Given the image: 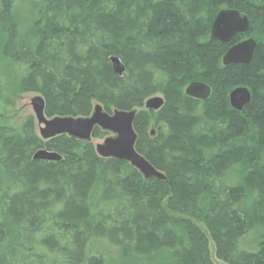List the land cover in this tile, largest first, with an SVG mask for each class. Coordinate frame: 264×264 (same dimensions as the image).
I'll use <instances>...</instances> for the list:
<instances>
[{"label": "trees", "instance_id": "1", "mask_svg": "<svg viewBox=\"0 0 264 264\" xmlns=\"http://www.w3.org/2000/svg\"><path fill=\"white\" fill-rule=\"evenodd\" d=\"M226 9L249 18L234 42H257L248 65L224 66L231 44L210 37ZM0 58V107L14 105L9 61L47 118L137 110L136 150L166 177L144 180L93 143L43 141L32 116L0 124V264H108L102 245L120 263L216 264L210 242L222 264H264V0H0ZM193 82L208 100L186 95ZM238 87L252 95L243 112ZM155 96L164 106L147 111ZM42 149L61 160H34Z\"/></svg>", "mask_w": 264, "mask_h": 264}, {"label": "water", "instance_id": "2", "mask_svg": "<svg viewBox=\"0 0 264 264\" xmlns=\"http://www.w3.org/2000/svg\"><path fill=\"white\" fill-rule=\"evenodd\" d=\"M250 32V21L236 10H222L216 16L211 29L212 40L222 44H231L222 58L224 66L248 65L251 63L257 42L253 38H247L234 43L237 37L246 36ZM114 72L123 76L125 66L117 57L111 58ZM186 95L198 101H206L211 95V88L201 82H193L186 88ZM252 101L251 92L245 87H238L231 92L229 97L230 106L237 112H243ZM164 99L159 96L148 99L145 109L157 112L164 106ZM34 118L39 128V136L43 141H49L60 136L92 143L93 133L96 129L108 134L102 143L95 147L96 154L101 159H114L126 162L132 166L144 178V180L156 179L165 181L166 177L136 150L138 140L135 131L137 110L121 111L114 110L108 113L101 105H96L89 117H54L47 118L45 115V100L37 95L31 101ZM154 132H152V136ZM34 160L60 161L61 156L55 152L39 150L33 156Z\"/></svg>", "mask_w": 264, "mask_h": 264}, {"label": "rangeland", "instance_id": "3", "mask_svg": "<svg viewBox=\"0 0 264 264\" xmlns=\"http://www.w3.org/2000/svg\"><path fill=\"white\" fill-rule=\"evenodd\" d=\"M2 62V58H0V63ZM3 67L6 78V84L8 88H10L12 95L14 96V105L10 108H3L0 107V124L2 125H21L28 117H34V112L31 107V101L35 98L38 94L35 93H24V94H17L16 92V84L18 83L19 79L21 78L24 70L23 68L15 64L14 62H5L1 64ZM35 119V118H34ZM39 126L36 124V131L39 134ZM104 139H93L92 143L94 146L103 142ZM256 239V238H255ZM254 240L253 234L247 236L244 239L243 244L248 241ZM103 253H106L107 259L109 261L108 264H126L123 261L119 262V257L114 254L110 248L106 245H102L100 247ZM248 249V248H247ZM109 250H111L109 252ZM210 251L213 261L216 264L220 263L215 256V247L213 242H210ZM143 264H147L143 262Z\"/></svg>", "mask_w": 264, "mask_h": 264}]
</instances>
